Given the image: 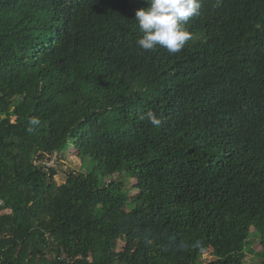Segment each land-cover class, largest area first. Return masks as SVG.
<instances>
[{
    "label": "trees",
    "instance_id": "16d2710c",
    "mask_svg": "<svg viewBox=\"0 0 264 264\" xmlns=\"http://www.w3.org/2000/svg\"><path fill=\"white\" fill-rule=\"evenodd\" d=\"M146 6L0 0V264H244L254 239L264 264V0H201L176 54L137 46Z\"/></svg>",
    "mask_w": 264,
    "mask_h": 264
},
{
    "label": "clouds",
    "instance_id": "9594fccd",
    "mask_svg": "<svg viewBox=\"0 0 264 264\" xmlns=\"http://www.w3.org/2000/svg\"><path fill=\"white\" fill-rule=\"evenodd\" d=\"M218 6V4H217ZM201 0H147V6L135 10L140 35L137 46L146 52L164 49L169 54L179 53L191 40L192 34L187 30V23L200 14ZM159 127L161 120L152 111L140 119ZM32 124L39 121L33 119Z\"/></svg>",
    "mask_w": 264,
    "mask_h": 264
},
{
    "label": "rangeland",
    "instance_id": "374dc122",
    "mask_svg": "<svg viewBox=\"0 0 264 264\" xmlns=\"http://www.w3.org/2000/svg\"><path fill=\"white\" fill-rule=\"evenodd\" d=\"M50 166H54L57 170L54 179L58 184H62L66 181L69 172H79L82 170L80 159L75 153L64 154V156L57 162H50ZM89 168V166H87ZM261 250V244L258 239H254L252 245L246 250L244 257V264H259L261 256L259 254ZM205 258L209 259L210 255L205 254Z\"/></svg>",
    "mask_w": 264,
    "mask_h": 264
}]
</instances>
